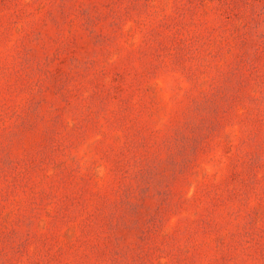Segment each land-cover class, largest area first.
<instances>
[{
    "label": "rangeland",
    "instance_id": "1",
    "mask_svg": "<svg viewBox=\"0 0 264 264\" xmlns=\"http://www.w3.org/2000/svg\"><path fill=\"white\" fill-rule=\"evenodd\" d=\"M0 264H264V0H0Z\"/></svg>",
    "mask_w": 264,
    "mask_h": 264
}]
</instances>
